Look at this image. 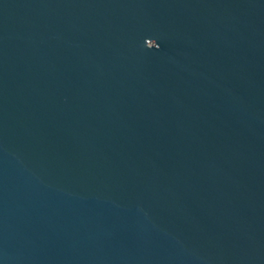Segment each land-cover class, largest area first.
<instances>
[{
    "label": "water",
    "instance_id": "water-1",
    "mask_svg": "<svg viewBox=\"0 0 264 264\" xmlns=\"http://www.w3.org/2000/svg\"><path fill=\"white\" fill-rule=\"evenodd\" d=\"M0 264H264V0H0Z\"/></svg>",
    "mask_w": 264,
    "mask_h": 264
}]
</instances>
